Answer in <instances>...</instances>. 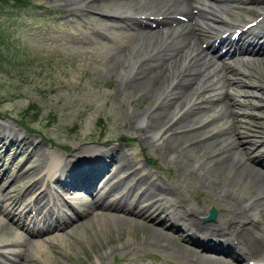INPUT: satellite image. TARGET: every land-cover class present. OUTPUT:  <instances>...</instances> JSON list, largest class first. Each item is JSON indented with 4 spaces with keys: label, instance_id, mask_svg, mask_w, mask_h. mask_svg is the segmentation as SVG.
<instances>
[{
    "label": "rangeland",
    "instance_id": "obj_1",
    "mask_svg": "<svg viewBox=\"0 0 264 264\" xmlns=\"http://www.w3.org/2000/svg\"><path fill=\"white\" fill-rule=\"evenodd\" d=\"M23 1L25 2L21 3H27L28 8L17 5L14 0H0V53L5 59V63H0L1 127L10 125L8 134L11 133L16 140L22 136L27 146L36 145L44 155H62L54 144L60 147L67 146L66 152L82 143H89L98 148L100 144H104L106 145L104 150L110 148L115 157L124 155L133 163V168L137 170L133 181L138 175H143L171 185L168 186V190L173 191L169 195V202L164 201L165 207L168 203L171 206L177 202L178 208L181 206L195 210L200 205L204 210L199 216L202 223L215 227L217 220L222 218L225 220L223 213L226 210L222 206L224 202L218 204V197L212 190L220 186L225 175L216 170L217 160L205 159L204 153L193 147L188 153L192 158L191 166L194 172L181 173L174 159L177 150L161 153L150 149L149 146L148 140L156 144L160 141L156 140L158 131L153 123L154 121L159 123V113L167 111V97L165 94L164 97L156 99L158 89L152 93L139 91L133 85V81L135 77L145 74L146 61L149 56L158 55L160 48L156 46L152 50L151 41L146 46L140 45V41L137 43L135 37L127 34L129 30L125 28L124 19L131 15H160L158 13L164 10H156L158 7L153 2L139 5L134 0L128 4L125 3L128 0H119L121 5L114 4L112 7L105 6L107 2L103 0ZM207 1L219 4L218 0ZM237 1L238 6L236 5L231 14L220 12L225 19L227 18L229 24L231 23L230 27L236 25L238 27L255 14H259L255 9L264 8V0ZM250 10L254 13H250ZM112 17L118 18L112 22L109 19ZM155 30L152 28L151 32ZM201 42L192 40V44L196 45ZM161 43L160 41L159 45ZM201 44V47L204 46L203 42ZM253 56L256 59L261 57ZM246 57L247 55H243L241 58ZM170 59L172 60L170 64H175V58ZM202 61L203 59L199 58L185 65L189 67L188 70H196L198 62ZM213 62L212 68L223 69L219 60L214 59ZM245 63L247 62L244 64L234 62L231 66L254 74V77L245 78L254 85H246L247 81L245 84L237 83V79L236 82H227V79L220 77L223 71L217 70L218 82L214 89L207 90L206 97L216 98L223 93L230 95V104L233 105L229 107L236 113L232 114L234 119L244 125L241 127L242 133H249V138L261 144L264 141V62L258 60L253 65H250L251 62ZM183 66L184 62L181 66L176 64L177 72ZM173 72L168 74L171 85L174 83ZM237 74L239 75V72ZM231 75L233 76L228 74V77ZM158 87L163 88L165 84L160 82ZM259 87L263 88V95ZM198 95L199 93L189 99L199 102ZM154 101L162 102L163 109L158 112L145 111L146 106ZM204 105L205 109L211 108L210 104ZM207 112L211 116L217 113L210 110ZM210 117L206 115L205 119ZM250 120L252 124L247 125ZM224 122L230 124L231 118ZM219 123L214 124L213 129L219 128L221 126ZM0 135H6L1 128ZM7 140L3 139L2 143L6 144ZM13 149L7 152L0 150V169L2 168L0 175L4 173L0 177V199L6 192L13 193L24 189L29 182H26L27 178H23V174L34 164V157L27 160L26 152L20 153ZM260 149H264V146ZM145 159H151V162L147 163ZM112 163L113 161L107 167L110 172L116 169V164L112 166ZM255 166L263 170L260 165ZM14 173L18 174L11 179ZM43 173L44 171H40L36 175ZM123 184L124 182L118 187ZM118 187L115 189L124 192L127 190L125 187ZM128 192V201L130 198L133 200L137 191L128 189ZM81 194L85 200L90 197L88 194ZM27 195L21 198L29 202L36 193L31 192ZM108 197L107 195L101 199L104 204L112 201V198ZM252 199L246 200L244 205H249ZM59 205L67 210L63 200ZM210 207L217 211L215 219L202 221L201 218L208 214ZM77 208L84 210L81 205H77ZM17 210H13V220L23 216V213ZM27 212L30 216V211ZM252 213L258 214L257 218L259 217V210ZM158 215L151 222L154 227L173 233L178 245L196 248L184 236L188 232L190 234V230L187 232L170 230L166 226L170 223L169 216L164 217L163 213ZM5 218L0 213V242L13 240L15 243L0 248V264H14L13 260H18L15 254L19 253L24 257L23 264H189L175 251H168L165 247L162 250L146 243L144 241L146 237L152 240H155V237L151 235L147 226L141 224L143 220L140 221L139 217L135 218L137 221L135 220L131 226L123 224L118 227L106 223L103 217L94 215L92 219L77 226L72 234L68 233L71 229L68 226L64 235L62 230L44 232L41 235L37 233L30 237L27 235L29 238L27 241L20 238V229L11 226L9 217ZM149 218L151 219V216L147 219ZM83 219L85 217L81 221ZM159 220H163V223H159ZM256 231L263 236L264 231L258 229ZM53 233L59 236H55L52 243L49 237L54 235ZM232 248L240 253L238 246ZM9 250L11 253L6 254ZM30 259L36 262L29 263ZM259 259L261 258L249 257L245 261L255 264L254 262L258 263Z\"/></svg>",
    "mask_w": 264,
    "mask_h": 264
},
{
    "label": "bare ground",
    "instance_id": "obj_2",
    "mask_svg": "<svg viewBox=\"0 0 264 264\" xmlns=\"http://www.w3.org/2000/svg\"><path fill=\"white\" fill-rule=\"evenodd\" d=\"M103 1L107 2L104 5L108 7H112L111 5L114 4L121 5L119 0ZM134 2L139 5L145 2H153L158 7L156 10H164L158 13L160 15H152L153 17L156 16L152 20L157 26L161 25L162 17L170 18L169 28L167 27L168 22L165 20L163 22L166 28L163 30L158 29L155 32H150V26L148 25L144 27L149 30L144 29L143 26L130 27V34L135 37L137 43L140 41V45L146 46L151 41L152 50L159 46L161 51L154 57L149 56L144 67L145 74L135 77L133 81V85L139 91L144 90L152 93L158 89L156 99L164 97L165 94L167 97V111L159 113V123H156L157 121L153 123L158 131L156 140L160 141L156 144L148 140L151 147L149 148L161 153L177 150L178 153L174 159L178 164V171L181 173L193 171L191 166L192 158H190L191 156L188 153L193 147L203 152L205 159L217 160L216 170L225 175H223V182L220 186H216L217 188L212 190L218 197V204L224 202V205H222L224 208H222L226 210V212L223 211L226 219L217 220L214 227L212 224L202 223L199 220L200 214L204 211L200 208V205L195 210H192V208L185 209L181 206L178 208L177 202L171 204V206L168 203V206L165 207L164 201L169 202V195L173 191L172 189L168 190L170 184H163L154 178L143 175H138L133 181L134 175L137 174V170L133 168V163L126 159L124 155H116L115 157L113 150L110 148L104 150L101 147L89 145V143H82L73 146L66 155L63 152H66L65 147L67 146L62 147L63 149L55 146L62 155H44L36 145L27 146L22 136L16 140L11 133L8 134L10 125L4 128L0 125L1 130L6 134L4 136L0 135V150L7 152V150L14 148L13 151L26 152L28 155L27 160L29 157H34V164L30 165L25 174H23V178H27L26 182H29L23 190L2 194L0 213L6 218L9 217L11 226L13 225L14 228L20 229V238L24 241L29 239L27 235L30 237L37 235V233L41 235L44 232L62 230V235H64L67 233L65 228L68 226L71 227L68 233L72 234L77 226L84 224L88 219H92L94 215L103 217L106 223L118 227L123 224L131 226L136 220L135 218L139 217L140 221L143 220L141 224L147 226L151 235L155 237V240L146 237L144 239L146 243L154 247H160L162 250L165 247L168 251H175L189 264H244L245 259L249 257L253 259L259 257L261 258L259 259L260 262L264 259V234L263 236L260 235L256 229L264 231V150L260 149L264 146V141L259 144L257 140L249 138V133H242L241 127L244 125L241 121L234 119L233 115L236 113L233 108L229 107L233 105V103L230 104V95L223 93L216 98L214 96L206 97L207 90L215 88L218 82L217 70L221 69L215 70V68H212L214 54L208 42H206V50L201 48V43V45L199 43H197L198 45L196 43L192 44V40L205 42L207 39L215 37L220 31L233 28L230 27L231 23L229 24V21L226 20L227 18L225 19L221 13H232L238 1L218 0L219 4L209 2L205 7H201V5H204L207 2L206 0H146L144 2L134 0ZM125 3L133 2L128 0ZM105 9L107 11V8ZM263 11L264 9L256 12L260 14ZM151 13L157 14L156 12ZM250 13H254V11L250 10ZM147 16L149 15H144L143 17ZM116 18L118 17L109 19L113 22ZM136 18H139V16L131 15L124 20L138 22ZM228 35H231L230 32H228ZM263 35L264 30L261 33V36ZM255 36L257 39L260 38V35ZM160 41L162 43L159 45ZM248 53L247 55L250 56L251 54H257V56L261 57L256 59L255 56H251L252 59H250L251 57L248 56L242 62L243 64L244 62H251L250 65H253L258 60L264 62V47H259V50ZM197 55L203 59L202 63L198 62V66L195 67L196 70H188L189 67H186L185 64L197 61L193 58ZM170 58H175V64H170L172 61ZM183 62V68L177 72L178 68L176 69L175 65L181 66ZM220 64L223 68L221 70L223 73L220 77L227 79V82H236L237 79V83L244 82L245 84L247 77L255 76L252 73L240 71L226 63L221 62ZM174 70L176 72H173ZM172 72L174 73V83L171 85L168 74ZM238 72L239 75L237 74ZM228 74H233V76L228 77ZM175 76L176 78H174ZM160 82L164 83L165 87L159 88ZM247 82L248 84L246 85H254L250 81ZM169 88L171 89L169 90ZM259 88L261 89V87ZM262 90L263 88L261 92ZM197 93H199L197 97L199 102H195L193 99L191 101L189 98L191 96L194 97ZM261 94L263 95V92ZM249 95L251 94L249 93ZM162 104V102H151L146 106L145 111L158 112V110L163 109L161 108ZM204 104H210L211 108L205 109ZM209 110L217 113L211 116L207 112ZM206 115L211 117L205 119ZM228 118H231L230 124L224 122ZM251 120L247 125L252 124ZM218 123L221 126L213 129L215 127L213 125ZM3 139H8L6 144L2 143ZM244 142L247 144H244ZM111 161H113L112 166L116 164V169L112 172L107 168L105 169ZM255 164L260 165L263 170L255 166ZM85 165L89 169L85 170L82 175H78L82 176L81 183L78 182L80 185H70L73 182L69 184L67 179L70 175H74L72 173H75V169L79 170L80 166ZM1 170L2 168L0 172ZM40 171H44V173L36 175ZM3 174L1 173L0 177ZM17 174L14 173L11 179H14ZM95 179L96 188L91 190L89 186L92 185ZM123 182L124 184L118 187ZM117 187H125L127 190L124 192L121 189H115ZM128 189L137 191L136 196L133 200L130 198V201H128ZM82 190H85L86 194L90 196L87 201L80 197ZM31 192H35L36 195L29 202L21 198ZM64 192L74 194L73 199L69 200L70 203H67L66 197L63 195ZM107 195L109 196L108 198H112L110 203L105 206L97 203L98 200ZM249 198L253 199L249 205H244ZM61 199L64 200V204H68L67 211L71 210L73 217L65 214L57 204ZM73 204L83 206L84 210L82 212L77 211V208H73ZM16 209L21 211L23 216L13 220V210ZM258 210L259 217L257 218L258 214L252 213V211ZM27 211H30V216ZM161 213L165 215L164 217L169 216L170 223L166 226L170 230L185 232L190 230V235L186 233L184 236L188 238L192 246L198 249L178 245L173 233L154 227L151 222ZM134 216L136 217L134 218ZM149 216H151V219H147ZM84 217L85 219L81 221ZM158 222L163 223V220ZM193 233L207 240L204 242L199 241L193 237ZM55 236L59 235L54 234L49 237L52 243L53 239L55 240ZM208 240H211V243H208ZM14 243L13 240L4 243L0 242V248ZM235 245L239 247L240 253L235 252L233 248L231 249ZM8 253L10 254L11 251L9 250L6 254ZM15 256L18 257V260H13L14 264L24 263V257L20 253L15 254ZM32 262L36 261L30 259L29 263ZM245 264H247L246 261Z\"/></svg>",
    "mask_w": 264,
    "mask_h": 264
},
{
    "label": "water",
    "instance_id": "obj_3",
    "mask_svg": "<svg viewBox=\"0 0 264 264\" xmlns=\"http://www.w3.org/2000/svg\"><path fill=\"white\" fill-rule=\"evenodd\" d=\"M148 162H150V160H147ZM216 216V211L213 207H210L208 215L206 217L203 218V220H213Z\"/></svg>",
    "mask_w": 264,
    "mask_h": 264
},
{
    "label": "trees",
    "instance_id": "obj_4",
    "mask_svg": "<svg viewBox=\"0 0 264 264\" xmlns=\"http://www.w3.org/2000/svg\"><path fill=\"white\" fill-rule=\"evenodd\" d=\"M14 1L16 2L17 5L19 4V6H21V7H25L26 8L28 6L27 3H21V2H25L23 0H14ZM1 62L5 63V59H4L3 55L0 53V63Z\"/></svg>",
    "mask_w": 264,
    "mask_h": 264
}]
</instances>
